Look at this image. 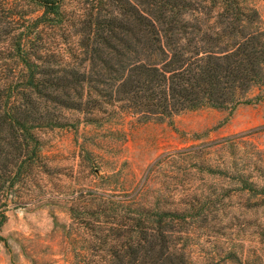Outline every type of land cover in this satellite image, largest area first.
<instances>
[{"label": "trees", "instance_id": "16d2710c", "mask_svg": "<svg viewBox=\"0 0 264 264\" xmlns=\"http://www.w3.org/2000/svg\"><path fill=\"white\" fill-rule=\"evenodd\" d=\"M25 1L40 14L17 32L0 89V227L22 203L13 193L49 174L37 132L72 126L69 113L163 123L264 100V28L245 0H81L79 14L69 0ZM137 195L72 192L70 218L94 239L85 250L104 264H192L176 242L184 216Z\"/></svg>", "mask_w": 264, "mask_h": 264}, {"label": "rangeland", "instance_id": "374dc122", "mask_svg": "<svg viewBox=\"0 0 264 264\" xmlns=\"http://www.w3.org/2000/svg\"><path fill=\"white\" fill-rule=\"evenodd\" d=\"M245 2L264 28V0ZM81 3L69 0L67 10L79 14ZM35 10L25 0L0 5V89L17 68L15 36L40 14ZM94 116L97 123L88 124L69 113L72 126L37 132L49 174L43 189L13 193L22 203L5 212L0 264H104L100 251L85 250L94 239L67 210L79 190L138 192L144 207L181 213L176 242L192 264H264V100L231 113L187 111L163 123Z\"/></svg>", "mask_w": 264, "mask_h": 264}]
</instances>
